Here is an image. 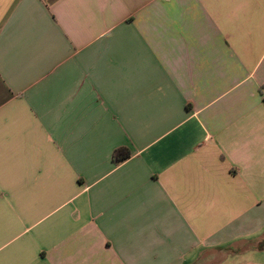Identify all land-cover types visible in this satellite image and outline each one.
<instances>
[{
	"label": "crops",
	"instance_id": "1",
	"mask_svg": "<svg viewBox=\"0 0 264 264\" xmlns=\"http://www.w3.org/2000/svg\"><path fill=\"white\" fill-rule=\"evenodd\" d=\"M0 264H264V0H0Z\"/></svg>",
	"mask_w": 264,
	"mask_h": 264
},
{
	"label": "trees",
	"instance_id": "2",
	"mask_svg": "<svg viewBox=\"0 0 264 264\" xmlns=\"http://www.w3.org/2000/svg\"><path fill=\"white\" fill-rule=\"evenodd\" d=\"M131 157V152L127 148H120L114 151L113 161L115 164H120Z\"/></svg>",
	"mask_w": 264,
	"mask_h": 264
}]
</instances>
